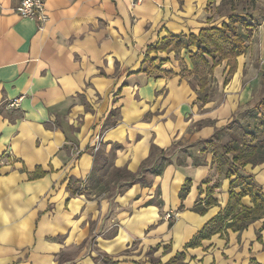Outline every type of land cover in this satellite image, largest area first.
<instances>
[{"label": "crops", "instance_id": "obj_1", "mask_svg": "<svg viewBox=\"0 0 264 264\" xmlns=\"http://www.w3.org/2000/svg\"><path fill=\"white\" fill-rule=\"evenodd\" d=\"M20 2L0 0V264H264V217L190 246L229 202L236 176L202 148L236 96L197 112L209 102L188 76L198 48L152 47L218 26L210 1L45 0V23ZM240 172L259 183L264 164ZM208 191L217 203L201 213Z\"/></svg>", "mask_w": 264, "mask_h": 264}, {"label": "trees", "instance_id": "obj_2", "mask_svg": "<svg viewBox=\"0 0 264 264\" xmlns=\"http://www.w3.org/2000/svg\"><path fill=\"white\" fill-rule=\"evenodd\" d=\"M242 16L232 17L230 23L223 22L221 26H209L201 29L199 34H169L152 47L155 51H168L171 49H181L188 46H196L198 50L190 53L194 70L200 63L207 64L205 55L213 58L214 66L223 60H227V77L233 74L237 69V58L246 48L244 36L235 28H232L239 21H243ZM158 68V67H155ZM153 67V69H155ZM221 134V133H220ZM217 131L211 137L203 140L204 151L211 149L213 152V163L216 164L218 172L224 173L226 177L236 176L230 183V198L228 204L222 208L218 214L207 222L190 242V246L199 245L203 239L226 228L233 230H242L255 220L264 217V191L262 186L257 183L254 175H243L240 169L251 163L253 165L264 162V147L254 143H243L237 136L233 137L227 143H224L222 136ZM159 172V171H158ZM45 174L41 166H38L33 173V177L38 178ZM187 182H190L188 180ZM241 186L237 192L235 188ZM183 193L189 191L186 185L183 187ZM250 196L251 206L244 205L242 198ZM217 200L213 198L211 191L207 193L204 201H200L195 207L201 213L216 204ZM264 227V224H263Z\"/></svg>", "mask_w": 264, "mask_h": 264}, {"label": "rangeland", "instance_id": "obj_3", "mask_svg": "<svg viewBox=\"0 0 264 264\" xmlns=\"http://www.w3.org/2000/svg\"><path fill=\"white\" fill-rule=\"evenodd\" d=\"M209 1L208 6L218 26H221L223 22L230 23L232 17L242 16L244 20L239 21L232 28L244 36L246 48L238 57V71L236 69V73L228 75L226 83L227 72L224 71L220 76L211 69L209 63L205 66L200 63L196 70L193 68L190 71L188 76H190L192 87L198 93V100L204 104L209 101L208 106L205 108L201 106L197 112L207 114L214 112L215 109L210 105L223 103L228 96H236L234 110L223 116L221 127H217L219 134L221 133L224 143L237 136L243 143H254L264 147V0ZM139 2L131 3L135 5ZM245 90L248 91V100L245 101L243 98V101L242 95L246 92ZM215 122L207 116L200 124H215ZM259 164H264V162ZM111 167L112 165H109L107 169L105 167L102 170L105 171L102 173L103 185L114 176ZM243 171L246 170L243 169ZM108 172H110L109 175ZM258 184L263 187L264 191V177L259 178ZM96 190L94 189L93 192L95 193ZM115 190L112 188L111 192ZM166 215L167 213L165 217Z\"/></svg>", "mask_w": 264, "mask_h": 264}, {"label": "built area", "instance_id": "obj_4", "mask_svg": "<svg viewBox=\"0 0 264 264\" xmlns=\"http://www.w3.org/2000/svg\"><path fill=\"white\" fill-rule=\"evenodd\" d=\"M131 2H139L140 0H130ZM16 10L24 17H30L32 19H37L41 23H45L49 18L46 10L45 0H21L20 4L17 6ZM22 98H14L8 101L10 107H18ZM102 143V137L100 134L96 135L94 150H98ZM174 214L169 211L167 212L166 218L172 219Z\"/></svg>", "mask_w": 264, "mask_h": 264}]
</instances>
